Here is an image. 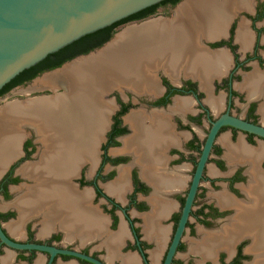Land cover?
<instances>
[{"label": "flooded vegetation", "instance_id": "af4514ba", "mask_svg": "<svg viewBox=\"0 0 264 264\" xmlns=\"http://www.w3.org/2000/svg\"><path fill=\"white\" fill-rule=\"evenodd\" d=\"M186 1L167 0L157 4L146 17L130 21L157 15L183 18L179 9ZM194 3L197 26L186 41L190 45L182 50L183 61L179 60L178 67L170 64L173 70L177 67L176 71L165 65L156 71L161 72L159 93L144 94L136 100L131 92L126 93L127 97L118 90L109 94L113 98L109 123L95 143L93 156L77 164L78 172L73 178L77 190L91 189L92 202L109 215L112 229L118 227L121 218L125 220L129 237L121 251L137 254L138 264H164L212 122L227 112L264 125V0H194ZM175 8L177 14L173 12ZM165 72L180 73L173 81ZM199 72L216 74L204 83ZM10 89L0 94V98ZM36 91L34 94L39 95L49 89ZM139 114L142 116L134 119ZM224 131L229 132L232 143L239 135L249 146L264 142L263 136L228 123L219 128L169 264H264V188L263 191L256 186L244 188L253 176L247 171L248 163L231 167L226 164V147L219 138ZM36 135L32 131L25 137L20 146L22 154L0 178V193L4 196L9 193L8 183L18 178L14 168L36 152L39 143L41 156L44 143L34 141ZM239 149L248 153L242 144ZM256 162L253 178L263 184L264 155ZM209 163L224 173L210 175ZM119 167L124 169L122 176L127 182L122 200L103 188L104 182L117 175ZM223 192L227 198L221 196ZM156 212L161 216L154 223L148 222L150 216H157ZM3 214L0 219L7 218ZM23 240L77 249L106 264L120 263L119 259L108 263L100 252L90 250L91 244L78 245L76 241L63 244L59 233L37 239L28 227ZM3 246L6 245L0 242V253ZM17 251L19 256L27 252L31 260L40 250ZM40 252L46 254L47 264L49 253ZM58 257L94 264L64 253H56L50 264Z\"/></svg>", "mask_w": 264, "mask_h": 264}, {"label": "crops", "instance_id": "0c3cea01", "mask_svg": "<svg viewBox=\"0 0 264 264\" xmlns=\"http://www.w3.org/2000/svg\"><path fill=\"white\" fill-rule=\"evenodd\" d=\"M174 14L177 13L175 12ZM157 16H161L163 19L169 18L162 15ZM170 18H172L169 19L170 21L163 20V24L177 26L174 25L175 22L173 20L175 18L178 19L179 17L171 16ZM210 22H212V20ZM178 26V30L181 29L182 31L177 33L178 42L176 45L177 48L180 49V52H182L185 47L190 45L186 43V41L188 37L192 36V33L190 34L189 30L186 31L183 26ZM167 30L168 28H163V32L166 36ZM177 61L179 62V59H177ZM173 64H177L178 67V63L173 62ZM135 65L140 68L149 65V63L147 60H139L135 62ZM162 65L168 67L166 62L163 60L159 64L152 66L149 70L143 71V74H139L134 77L132 81L133 90H128L126 93H133L132 97L134 100L144 94H148L150 96L159 93V76L161 72L156 71L160 69ZM177 67L174 70L170 67L169 68L176 71ZM165 73L169 74L170 77L173 78V81H176L180 72ZM199 74L201 75L203 82L208 83L216 72H199ZM45 75L48 74L42 75L41 73L39 76H35L36 81L42 79ZM51 78L52 81L55 80V78L53 79V76H51ZM136 79H138V85H136L137 83H134ZM52 81L48 83L39 82V84L37 83L36 85L34 83L31 88L32 90H42L41 88L45 87ZM126 93L122 94V96L127 97ZM104 97H109V94L104 96L102 95V99ZM41 100L49 99H40L33 102L31 105L33 106ZM111 105L113 107V102ZM100 106L101 110L104 108H112H109V105H107V102H105L104 99L101 100ZM1 109L4 110V108ZM106 113L108 114L109 111L107 112L106 110ZM106 113L105 116L104 114L102 116L104 118L103 125L98 133L97 139L103 135L109 123V116H106ZM137 116L141 117L142 114L136 116L134 115V119ZM8 121L10 122L9 119ZM139 122L140 121L138 120L136 123ZM12 130L18 132V138H16V151L5 161V163H3L2 166H0V178L6 172L8 166L22 154L20 146L25 137L30 136L33 131L37 133L34 141L40 142V129L38 128L37 117L34 118L32 125L24 126L23 123H18L17 126H13ZM136 136L138 137V135ZM219 138L226 147V164L231 167L242 162L248 163L247 171L255 176V167L258 164L256 160L264 155V142H259L257 146H249L243 140L242 135H239L237 141L232 143L229 140L228 131L222 132ZM240 144L245 147V150L248 153L239 149ZM39 145L36 152L30 154L28 158L23 160L14 168V174L17 175L18 178L16 177L15 181L8 183L9 193L7 196L0 193V214L7 211H13L14 213L10 217L0 219L1 225L7 234L15 239L23 240L27 237L28 227H30L34 237L37 239H46L52 233H59L61 238L60 241L63 244L75 241L78 245L91 244L90 250L100 252V255L104 257L108 263H113L115 260L119 259V264H138L139 258L137 254L133 252L123 253L121 251V246L125 243L126 238L129 237L128 227L125 220L121 218L118 227L116 229H112L110 226L109 215L104 212L98 204H94L92 202L91 189L89 187H85L82 190H77L75 186L73 178L78 172L77 164L80 163V161L86 156L82 155L75 163V171L73 173L67 171L63 172L58 169H53L51 171L49 169L46 171L44 169L41 170L37 168L30 169L28 166H31L32 164V166H37L41 163V150L39 149ZM261 150L262 152H260ZM208 165V172L210 175H222L224 173V171L222 172L219 170L213 163H209ZM123 173L124 169L119 167L117 175L113 179L103 183V188L108 194L116 196V198H120L121 200L127 188V182L125 181L124 176H122ZM253 176L248 179V183L244 185V188L248 190L249 188L256 186L258 190L261 189L263 191V181H257V179H254ZM67 188L70 190H67ZM221 196L226 198L228 197L224 192ZM155 215L157 216H150V220L148 222L154 223V220L156 221L159 216H161L159 212H156ZM148 222L147 219L144 218V224L147 225ZM155 236L161 238L157 233ZM46 259V254L39 251L36 252L31 260H29L27 252H25L23 256H19L17 250L8 246H3L0 253V264H45ZM54 264L80 263L75 258L58 257Z\"/></svg>", "mask_w": 264, "mask_h": 264}, {"label": "water", "instance_id": "95a60500", "mask_svg": "<svg viewBox=\"0 0 264 264\" xmlns=\"http://www.w3.org/2000/svg\"><path fill=\"white\" fill-rule=\"evenodd\" d=\"M158 1L160 0H0V87L24 68L29 67L44 58L48 53L59 49L88 32L106 26L115 20ZM173 12H176V8ZM169 19L172 18L163 19L161 16L150 17L141 20L139 23H132L130 25L138 26L150 21H155L160 24L164 22L163 20L170 21ZM130 25H126L125 27ZM163 28H168V35L171 34L173 30L179 28V26L177 25L174 28L169 24H163L160 26L158 33L160 41L162 42L163 35H165ZM122 30L119 32L115 31L111 37L101 45L94 47L87 52L78 53L70 59L63 61L60 65L44 71L42 75L48 74L53 76V79L55 78L51 83L41 88L42 90L49 89V92L37 96L33 95L28 99L9 101L2 104L0 108H5L6 105L10 103H19V105L24 107L32 104L33 101L40 97L52 99L53 97L71 93L73 88H75L73 86L75 76H77L78 72H83L85 70L79 69L78 71L73 72L74 69L71 70L69 65H72L73 63L76 64L77 61L103 49L113 41ZM140 37L142 48L138 47L139 50L142 51L143 49L147 52L154 50L150 47V40L152 37L149 32L146 33L145 31H142ZM126 45L129 47L137 46L133 44H123V52ZM123 57L125 59V55ZM139 60H143V57L132 61L128 65L131 66V69H138L139 67L135 65V62ZM99 66L100 62L96 63V67H89L87 71L93 72L94 69L99 70L102 76H108L110 78V81L107 80L101 83L103 86L99 87L100 90L98 96L99 100L101 101L104 99L110 108L112 107L111 103L113 98L104 97L102 99V95L109 94L114 90H118L122 94L126 93L128 90H133L132 81L134 75L124 72L130 69L129 67L128 69L121 67V69H123L122 71L115 68V64L113 66H104L103 68ZM106 110L110 111L108 108H104L105 113ZM107 115L108 114L106 113V116ZM34 116L35 112H33V110H27V112H24L23 114L18 113L15 118H10V123L16 126L18 123H23L24 126L32 125L35 118ZM226 123L264 137V125L244 120L227 112L221 114L212 122L198 158L185 197L183 209L164 264H169L171 255L174 252L175 246L177 245L184 228L213 140L219 128ZM0 242L12 249H35L48 252L50 257L47 264L51 263V260L56 253L74 255L94 264H106L97 257L77 249L57 247L45 242L14 239L5 232L1 222Z\"/></svg>", "mask_w": 264, "mask_h": 264}, {"label": "bare ground", "instance_id": "6f19581e", "mask_svg": "<svg viewBox=\"0 0 264 264\" xmlns=\"http://www.w3.org/2000/svg\"><path fill=\"white\" fill-rule=\"evenodd\" d=\"M195 5L194 0H187L179 9L180 12L184 14V17L175 18L173 20L175 22L174 25L183 26L186 31L189 30L190 34L194 27L197 26V21L194 19L195 12L192 10ZM206 5L210 7L208 3ZM183 10L186 11L183 12ZM211 20L214 19L212 18ZM162 25L163 23L159 24L155 21L145 22L138 26L130 25L123 29L117 37L103 49L77 61L76 64L73 63L69 65L71 70L74 69L73 72L79 69L85 70L83 72H78L77 76H75L73 85L75 88H73L71 93L53 97L52 100L51 98L40 97L37 100L49 99L51 101L41 100L33 106L29 104L28 107H23L19 105V103H10L6 105L4 110L0 108V166H2L16 151V138H18V132L12 130L14 124L10 123L8 119L15 118L18 113L23 114L27 112V110H33V112H35L38 128L40 129L39 140L44 143V150L42 149L43 152L41 153V163L37 166H32V164L28 166V168L44 169L45 171L48 169L50 171L58 169L63 172L67 171L73 173L75 171L74 165L82 155L88 158L93 156L98 133L103 125L104 118L102 116L103 114L105 116L104 109L101 110V101L98 98L99 87L103 86L101 83L104 81H110V78L108 76H102L99 70L94 69L93 72H91L87 71V69L91 66L96 67V63L99 62V67L101 68L104 66H113L115 64V68L122 71L123 69H121V67L126 69L129 67L130 69L124 72L134 75V78L163 60L168 67L170 64H173V62L178 63L177 59L183 61L185 56L176 45L178 42L177 33L182 30H178L177 28L173 30L171 34H168L169 36L163 35L162 42L160 41L158 33ZM174 27L175 26H173V28ZM142 31L146 33L149 32L152 37L150 40V47L154 50H151V52H147L143 49L142 51L139 50V48H142V44H140L142 42L140 40ZM123 44H133L137 46L129 47L126 45L123 52ZM163 49L165 50L162 51ZM124 55L125 59L123 57ZM142 57L143 60L148 61L149 65L138 69H131V66L128 64ZM44 77L47 78V83L52 81L50 75H45ZM134 83L138 85V79H136ZM67 190L70 189L67 188Z\"/></svg>", "mask_w": 264, "mask_h": 264}, {"label": "trees", "instance_id": "16d2710c", "mask_svg": "<svg viewBox=\"0 0 264 264\" xmlns=\"http://www.w3.org/2000/svg\"><path fill=\"white\" fill-rule=\"evenodd\" d=\"M165 1L167 0H160L156 3L150 4L136 12H133L127 16L115 20L106 26L98 28L92 32H88L80 36L79 38L65 44L59 49L48 53L44 58L32 64L31 66L24 68L14 77H12L9 81H7L2 87H0V94L7 91L14 85L22 83L23 81L32 78L44 69L58 66L63 61L70 59L78 53L87 52L93 49L94 47L101 45L104 41L111 37V35L116 31L119 25L130 21L131 19H140L146 17L147 15H149V13L155 10L157 4L163 3ZM12 179L13 181H15L16 177ZM3 215L4 217H9L13 215V212H7Z\"/></svg>", "mask_w": 264, "mask_h": 264}, {"label": "rangeland", "instance_id": "374dc122", "mask_svg": "<svg viewBox=\"0 0 264 264\" xmlns=\"http://www.w3.org/2000/svg\"><path fill=\"white\" fill-rule=\"evenodd\" d=\"M160 14H163L162 12ZM148 19V18H147ZM141 20H134V21H128V22H125L123 24H121L120 26L117 27L116 29V32H119L120 30H122L126 25H130L132 23H139ZM128 27V26H127ZM126 28V27H125ZM124 28V29H125ZM39 76V75H38ZM37 77V76H36ZM36 77L24 82V83H21L15 87H13L12 89H10L8 92H6L1 98H0V106L6 102H9V101H13V100H23V99H28V98H31L33 95H35L34 93L38 92L36 90H32V85L35 83V85L39 82H42V83H46V80H47V76L42 78L45 79V80H39V81H36ZM36 81V82H35ZM115 91V90H114ZM113 93V92H111ZM109 93V94H111ZM133 95V93H131ZM122 95V93H121ZM113 108L109 109V113L107 116L110 115V112L112 111ZM108 112V110H107Z\"/></svg>", "mask_w": 264, "mask_h": 264}]
</instances>
